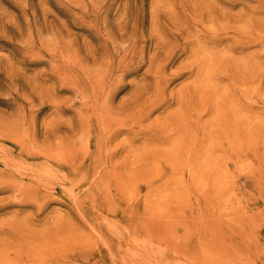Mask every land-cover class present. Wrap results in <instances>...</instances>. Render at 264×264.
<instances>
[{
	"label": "rangeland",
	"instance_id": "rangeland-1",
	"mask_svg": "<svg viewBox=\"0 0 264 264\" xmlns=\"http://www.w3.org/2000/svg\"><path fill=\"white\" fill-rule=\"evenodd\" d=\"M26 151L65 166L0 176V264H264V0H0Z\"/></svg>",
	"mask_w": 264,
	"mask_h": 264
},
{
	"label": "bare ground",
	"instance_id": "bare-ground-1",
	"mask_svg": "<svg viewBox=\"0 0 264 264\" xmlns=\"http://www.w3.org/2000/svg\"><path fill=\"white\" fill-rule=\"evenodd\" d=\"M11 162H13L10 165H6L5 162L3 161V165L0 166V176H2L3 174H7L8 171L12 172V169L15 166H18L19 168H23L26 169L28 168V164H30V162H36V161H43L47 166H52V165H57L60 167H64V161L61 157H54V155H50V154H45L44 152L42 153H33L30 151H26V152H19L17 155L16 154H10L8 156ZM20 158H24V161H20ZM74 161H80L79 160V155H75L73 157ZM72 160V161H73ZM71 161V162H72ZM5 166H9L11 168H5ZM60 169V168H59ZM75 169L77 170V167H75ZM78 171V170H77ZM40 176L48 179V180H53V181H58V178H63V179H67L69 178L68 173L64 172V171H60L58 170V173L56 175V177H54L53 175L49 174L48 172H43L42 174H40ZM41 186V187H40ZM51 186L48 183L47 180L42 181V183L40 185H37L35 188H32V191L34 193L39 194V190H47L49 189ZM19 190H17L16 192H18ZM121 263H125L126 259L122 258V260H120ZM140 262H143V256L142 254L140 255Z\"/></svg>",
	"mask_w": 264,
	"mask_h": 264
}]
</instances>
